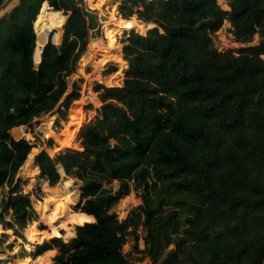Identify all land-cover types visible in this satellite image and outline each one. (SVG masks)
Returning <instances> with one entry per match:
<instances>
[{"label":"trees","instance_id":"trees-1","mask_svg":"<svg viewBox=\"0 0 264 264\" xmlns=\"http://www.w3.org/2000/svg\"><path fill=\"white\" fill-rule=\"evenodd\" d=\"M45 1L67 19L61 43L49 40L35 64L33 23ZM218 1L121 2L128 14L103 28L107 41L138 4L137 18L156 27L138 23L151 29L127 35L122 86H96L102 105L83 129L82 150L45 155L48 188L59 180L55 167L84 177L74 210L85 219L69 241L39 245L38 256L56 250L51 264H135L122 251L130 236L150 264H264V0H225L229 10ZM224 20L236 43L257 35L258 44L218 52L212 34ZM98 27L83 0H19L0 17V223L15 234L29 217L18 173L32 145L10 131L45 114L67 120L80 98L70 78ZM114 181L115 190L104 187ZM131 191L142 203L120 221L109 211ZM106 230L114 246L101 244Z\"/></svg>","mask_w":264,"mask_h":264},{"label":"rangeland","instance_id":"rangeland-1","mask_svg":"<svg viewBox=\"0 0 264 264\" xmlns=\"http://www.w3.org/2000/svg\"><path fill=\"white\" fill-rule=\"evenodd\" d=\"M122 1L123 0H83L84 6L87 9L96 11L99 31L97 35H90L86 51L78 61L76 71L70 78V83L73 81L77 82L80 89V98L78 101L74 102L72 107L69 109L67 120L57 123L56 115L45 114L34 118L30 126H20L10 131V134L14 139L19 140L23 138L32 145L28 160L25 164H23L24 166L20 168L18 173V176L25 182V185L22 187L23 193L29 196L31 203L30 206L26 207L29 217L23 224L15 225L16 234L14 233V229L3 227L0 223V236L2 234L6 236L5 242L0 246V264H36L38 258L44 256L46 253L45 252L40 256L35 253L39 245L53 237H60L64 242H67L75 237L78 226L77 224H79L83 218H80L79 222H74V218L72 217L78 213L74 210V206L78 202L84 177L79 179L75 176V174H68V168L65 170L66 176L71 177L73 183L71 187L65 190L67 194L61 198L67 199L69 202L63 205L65 208V210L61 212V214L63 213V216H60L61 218L59 217L60 222L56 227V232L53 233L50 223L53 221L52 216L55 211V205L53 206L49 203V198L53 197L57 188L60 189L61 186H63L66 177L62 178L58 169L55 167L56 172L59 175V180L54 186H52V188H48V170L46 163L43 161L45 159V155L47 154L54 156L58 160V152L56 149L58 151H61L60 149L63 151L65 149H71L74 151L82 150L80 147V140L83 129L93 119L96 110H98L102 105L98 98L99 92H96L95 90L96 86H122L125 77L124 71L127 68V63L123 60L121 51L123 46L126 44L125 40L127 35L132 30L141 35H145L149 29L156 27V25L153 24L143 23L137 18L138 16L136 11L138 9H143L142 6L138 4V6L132 7L134 11L133 15L129 18H124L125 20H129L125 23V25L129 26H123L122 28L118 27V29L121 28V30L125 31L116 34L117 39L114 40L115 46H107L106 43L108 41L105 38L103 28L108 27L109 29H114L115 26L117 27V22H122L123 15L128 14L127 10H123L124 12L121 13L119 6ZM18 2L19 0H3L0 7V17L9 13L18 4ZM218 4L221 9L229 10L225 0H219ZM49 11H53L52 7H50ZM59 15L65 17L63 24L60 27H52L49 29L47 39V42L50 40L55 45H59L62 41L63 25L67 19L66 15H62V13ZM138 23L143 26H153L146 29L138 26L140 29H136V25ZM35 34L37 39V31ZM212 40L216 50L218 52H223L226 50H237L241 47L257 45L259 37L255 35L252 42L248 44L236 43L230 33L229 21L224 20L221 27L212 34ZM96 41L100 43V46ZM36 45L37 43L35 42V48ZM40 53L41 50L39 51L37 59L33 54V62L35 64L40 62ZM111 65H115L117 71L112 74H106V69ZM37 177H40L41 179ZM32 180L35 182L34 184H31ZM104 187H111L115 190L117 182L114 181L111 185L104 184ZM76 192L78 194V198L76 201H72L71 196ZM141 203L139 195L134 191H131L129 195L125 196L118 203L113 205L109 213H115L118 219L123 221L128 215H130L131 212L136 211L137 207ZM42 205L44 207L41 212ZM9 219V216H7L6 220L8 221ZM33 222H36L35 228L42 232L35 231L33 228L29 229L30 225H33ZM67 229H72L74 236L65 238ZM144 234V230L139 228V250L144 248L142 240ZM114 243L115 240L112 231L106 230L104 238L101 240V244L114 246ZM133 245L134 240L129 236L127 238V242L122 247V251L129 259L135 262V264H150L149 259L143 253L136 252ZM50 251H54L52 252L53 255L44 264H51V259L55 255L56 250Z\"/></svg>","mask_w":264,"mask_h":264},{"label":"bare ground","instance_id":"bare-ground-1","mask_svg":"<svg viewBox=\"0 0 264 264\" xmlns=\"http://www.w3.org/2000/svg\"><path fill=\"white\" fill-rule=\"evenodd\" d=\"M47 4L48 3L46 1L42 3L40 11L38 13V16L33 23V29L35 32L37 31V33H38L37 39H36L37 45H36V48L34 50V57L36 56V59L38 58L39 51L44 47V44L47 42V39H48L47 30L51 29L52 27L60 26L63 23L64 18H65V17L59 15L60 13L57 11H49ZM97 44L99 45L100 43L97 42ZM106 44H107V46H115L114 40H110ZM95 46H97V45H95ZM59 170H60V174H61L62 178L66 177V180L60 189L57 188L55 190L53 197L49 198V203H51L53 206L55 205L54 206L55 211H54V214L52 216L53 221L50 223L53 233H55L57 230L56 227L58 226V223L60 222L59 217L63 216V213L61 214V212L63 210H65L63 205L67 204L69 202L67 199H61V198L67 194L65 192V190L67 188L71 187L72 183H73L71 180L72 178L67 177L66 174L62 171L61 167H59ZM77 198H78L77 192L73 193L71 196V200L76 201ZM56 199H57V202H56ZM43 207L44 206L42 205L41 212L43 211ZM72 218H74L73 219L74 222H79V219L80 218L85 219V216L80 214V213H76L75 215H73ZM54 220H55V222H54ZM72 236H74L72 229H67L65 238L66 237H72ZM52 252H54V251H48L44 254V256L39 257V258L37 257L38 260L36 261V264H44L53 255Z\"/></svg>","mask_w":264,"mask_h":264},{"label":"water","instance_id":"water-1","mask_svg":"<svg viewBox=\"0 0 264 264\" xmlns=\"http://www.w3.org/2000/svg\"><path fill=\"white\" fill-rule=\"evenodd\" d=\"M47 33H49V30H47ZM43 49V48H42ZM42 49H41V52H42ZM40 55H41V53H40Z\"/></svg>","mask_w":264,"mask_h":264}]
</instances>
